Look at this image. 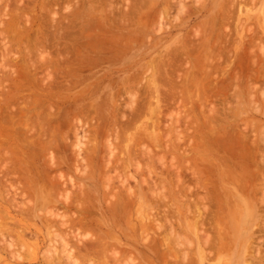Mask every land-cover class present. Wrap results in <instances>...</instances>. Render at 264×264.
<instances>
[{"label": "rangeland", "instance_id": "rangeland-1", "mask_svg": "<svg viewBox=\"0 0 264 264\" xmlns=\"http://www.w3.org/2000/svg\"><path fill=\"white\" fill-rule=\"evenodd\" d=\"M129 12L131 16L133 14L132 17ZM110 22L112 24H108ZM87 47L89 48L86 49ZM197 49L201 51L197 52ZM243 51L251 55L248 58L250 61L245 60L243 65L250 66V70L253 68L252 84L247 79L245 82H235L228 86L224 94H220V91L218 94H212V90L218 88L219 83L224 84V79L234 74L233 64L240 60V55L242 54L243 59L247 58ZM212 53L216 54L212 59L213 64L220 67V70H213L212 73H221H217L214 82H211L214 85L210 87L200 72L196 74L197 67L193 60L195 57L211 59ZM75 64L76 68L73 66ZM203 67H208L207 63H204ZM70 68L75 70L70 71ZM263 91L264 0H0V264H68L74 258L81 262L79 264H89L92 254H89V259L83 256V245L86 241H96L102 235L105 238L104 243L110 240L106 246H111L116 236L124 243H131L121 233L133 236L135 247L139 249L136 251L133 246L131 251L124 253L119 245H116L118 248L113 246L114 251H121L120 264L131 259L134 264H171L174 257L178 259L179 264H188L185 260L187 257L191 264H264V216H258L254 222L252 219L246 220L240 230L231 237L232 235L228 236L229 228L226 226L229 219L223 213L225 208L212 204L209 199L212 191L218 196L217 190L221 193V197H217L218 201L226 197L224 192L229 188L225 178L232 176L224 174L221 168L223 162L219 161L222 164H218L217 160L220 156L230 155L232 150L225 137L221 136L220 140L221 132L210 131L211 129L205 127L210 124L218 128L234 121L252 125L256 121L259 135L264 131V116H258L254 107L264 110ZM237 94L241 95L238 97ZM80 98L81 101H77ZM213 108L218 112L213 111ZM241 113L244 115L241 116ZM246 113L248 115H245ZM232 129L234 130V126ZM47 136L52 137L50 139ZM114 137L121 139V142ZM45 138L49 139V142ZM215 138L219 139L223 146H220L219 140ZM13 143L18 147L13 146ZM24 144L28 148L24 147ZM218 145L221 148H217ZM224 145L230 150L227 154L224 151L227 148L223 149ZM26 154L36 163L31 162L30 156L27 158ZM207 156H213L209 158L212 161L214 158L215 162L210 160L212 163H208ZM20 157L27 162L23 161V158L24 163L21 162ZM38 173L42 177H37ZM47 174L48 177H54L55 174L52 180L56 179L57 182H51V177L48 180L45 177ZM198 178L200 180H197ZM46 179L51 180L52 184L49 182L46 185ZM210 180H214V183ZM32 182L45 185L47 190L54 184L53 190L52 187L49 189L53 193L50 191L53 203L37 210L33 206L32 211L30 205H35V202L33 197L27 194V187L33 184ZM216 182L219 188L211 191L214 184V188L218 187ZM212 183L213 185H210ZM14 186L20 187L15 190ZM109 188L111 190H108ZM224 189L226 190L223 191ZM24 195L26 197H23ZM89 197L92 199L89 200ZM65 198L77 202L80 209L86 205L89 208L83 209L86 214L89 213V217H86V230L81 231L83 235L89 233V239L85 236V239L79 242V238L75 239L72 235L70 236L73 239L67 237L68 235L65 237L73 242H70V248L66 247L68 250H74L69 261L64 260L65 253L61 248L62 236H65L67 231L59 225L58 218L60 214H65L70 220L76 219V216H79V208L72 202L76 207L72 206L70 211H61L65 208ZM131 200L134 206L130 211L124 212L126 205L122 201L128 203L132 202ZM83 203L86 204L82 206ZM53 204H56V207H50ZM107 204L110 207H107ZM49 207L53 208L52 213L47 212ZM28 208L30 209L26 211ZM29 212L33 214L30 215ZM55 212H58L59 217H52L51 214ZM213 212L218 213L221 219L218 230L222 229V232L218 233L223 247L219 253H213V249L206 245L205 238L211 231L207 228L204 230L200 224L204 215L214 217ZM69 213L77 214L73 216ZM153 214L160 216L159 220L163 219L165 225L168 222H165L164 216H172L173 223L177 221L175 223L179 225L178 229L173 225L170 230L171 226L168 224L164 230L160 228L161 231H157L153 227L157 226L155 222L158 218L154 215L157 219L155 221ZM246 215L250 218L249 213L245 212L243 216ZM85 216L84 214L79 217ZM141 216L144 217L143 224H140ZM112 217L115 218L113 221ZM126 220H131L136 229L129 228L130 222ZM117 224L120 227L116 226ZM190 224H194L195 229L190 228ZM211 234L210 239L213 232ZM225 234L228 237L223 240ZM57 235L61 236L58 238ZM92 237L95 238L90 240ZM11 239L13 245L10 247ZM161 239L162 245L159 242ZM171 240H174L175 244ZM55 241L59 243L56 244ZM164 243L166 248L163 247ZM170 243L171 247L168 246ZM146 244L153 247L145 250L142 245ZM56 247L57 253H54ZM111 248L112 246L106 251L105 255L108 257L102 258L100 262L96 261L97 264H109L105 259H109L111 264L118 262L112 259V263ZM165 251H171L172 258H158ZM147 252L148 257L140 255ZM113 253L115 255L117 252ZM118 255L117 253V257ZM174 262L173 264H178L177 260Z\"/></svg>", "mask_w": 264, "mask_h": 264}, {"label": "bare ground", "instance_id": "bare-ground-1", "mask_svg": "<svg viewBox=\"0 0 264 264\" xmlns=\"http://www.w3.org/2000/svg\"><path fill=\"white\" fill-rule=\"evenodd\" d=\"M183 2V1H182ZM243 5V4H242ZM151 6V5H150ZM140 7V6H139ZM182 7H183V5H182ZM79 8V7H78ZM181 10H182V8H181ZM180 10V11H181ZM179 11V12H180ZM128 12V11H127ZM182 12V11H181ZM126 13V12H125ZM127 14V13H126ZM129 15H130V17H132L133 16V14H132V16H131V13L129 12ZM112 16V15H111ZM81 17V16H80ZM118 17H120V16H118ZM78 19H81V18H78ZM85 20V19H84ZM105 20V19H104ZM116 20V19H115ZM123 21H124V19H122ZM77 22L79 21V20H76ZM76 21H74V22H76ZM76 22V23H77ZM107 22H109V21H107ZM80 23V22H79ZM116 23V22H115ZM135 22H133V24H134ZM214 23V22H213ZM108 24H112L111 22L110 23H108ZM117 25V24H116ZM74 26H76V25H74ZM83 26V25H82ZM88 26V25H87ZM90 27V26H89ZM93 27V26H92ZM112 27V26H111ZM113 27H115L114 25H113ZM214 27V26H213ZM80 31V30H79ZM213 31V30H212ZM73 33V32H72ZM209 33V32H208ZM114 36H116V35H114ZM211 36V35H210ZM219 36H220V34H219ZM116 37H118V36H116ZM115 37V38H116ZM125 37V36H124ZM220 38V37H219ZM117 39V38H116ZM218 40V39H217ZM192 41V40H191ZM232 42V41H231ZM198 43V42H197ZM215 43V42H214ZM193 44V43H192ZM192 44H191V46H192ZM225 44V43H224ZM203 45V44H202ZM202 45H201V47H202ZM207 45V44H206ZM217 45V44H216ZM198 45H196V47H197ZM201 47H200V49H201ZM217 47V46H216ZM89 47H87L86 49H88ZM92 48V47H91ZM199 48V47H198ZM85 49V48H84ZM196 49V48H195ZM198 51L197 52H199V51H201V50H199V49H197ZM218 50V49H217ZM234 50V49H233ZM91 52V51H90ZM216 52V50H214L213 51V53H215ZM226 52V51H225ZM212 53V54H213ZM243 53H244V51H243ZM75 54V53H74ZM249 54V53H248ZM248 54H246V53H244V56L245 57H247L246 59H243V57H242V54L240 55V60H237V62H235L234 64H233V69H234V74L233 75H228V77H226V80L224 79V84L223 83H219V87L216 85V87H218V88H214V91L212 90V94H215V92H216V94H218V91H220V94H224V93H226V90L228 89V86H230V85H232L233 83H235V82H242V81H244L245 82V80H247V79H249L250 80V83H251V78H252V73H251V70L253 69V68H251V70H250V66H248L246 63V65H243V63H244V61L246 60V61H250V59H248V58H250V56L248 55ZM197 55V54H196ZM208 55H210V54H208ZM216 54H213L212 55V58L211 59H208V58H206L205 60H203V59H200V58H194V60H193V63L195 64V67H197L196 68V74H198L199 72H200V74L201 75H203V77L205 78V81L207 82V84L211 87V86H213L214 84L213 83H211V82H214L213 81V79H214V77L215 76H217V73H221V72H217L216 73V75L215 74H213L212 72H213V70H216V69H218V70H220V67H217L216 66V64H213V62H212V59H214L213 58V56H215ZM73 57H74V55H73ZM76 57V56H75ZM177 57V56H176ZM238 57V56H237ZM79 58V57H78ZM248 59V60H247ZM71 60V59H70ZM76 60H77V58H76ZM75 60V61H76ZM189 60V59H188ZM216 60H218V59H216ZM215 61V60H214ZM256 61V60H255ZM71 62V61H70ZM72 62H74V61H72ZM173 62V61H172ZM217 62V61H216ZM257 62V61H256ZM255 62V63H256ZM190 63V62H189ZM204 63H207V65H208V67H206L205 69H204V67H203V65H204ZM215 63V62H214ZM73 64V63H72ZM172 64V63H171ZM66 65H67V63H66ZM70 65V64H69ZM257 65V64H256ZM74 66V68H76L75 66H76V64L75 65H73ZM81 66V65H80ZM244 66H245V70H243V68H244ZM258 66V65H257ZM69 67H71V65L69 66ZM68 67V68H69ZM83 67V66H82ZM194 67V66H193ZM73 68V67H72ZM221 68H224V67H221ZM81 69V68H80ZM194 69V68H193ZM69 70V69H68ZM73 70H75V69H73ZM71 68H70V71H73ZM255 70H256V68H255ZM69 71V72H70ZM171 71H173V70H171ZM224 71V70H223ZM78 72V71H77ZM225 72V71H224ZM231 72H232V70H231ZM246 72V73H245ZM72 73V72H71ZM75 74H76V71L74 72ZM244 73V74H243ZM64 75H66L67 76V74H65V72H64ZM256 75V74H255ZM65 77V76H64ZM194 77V76H193ZM218 77H219V75H218ZM256 77V76H255ZM217 78V77H216ZM257 78V77H256ZM255 78V79H256ZM60 79H62V78H60ZM219 79V78H218ZM217 79V80H218ZM253 79V78H252ZM215 80V79H214ZM68 81H70V78H68ZM255 81V80H254ZM216 83H217V81H215ZM56 83V82H55ZM70 83V82H69ZM73 84V83H72ZM127 84H128V82H127ZM213 84V85H212ZM221 84H223V85H221ZM252 84V83H251ZM70 85V84H69ZM236 85V84H235ZM259 85V84H258ZM261 85V84H260ZM68 87V86H67ZM215 87V86H214ZM237 87H239V85L237 84ZM75 88H76V86H75ZM235 89H237L236 88V86L234 87ZM252 88H253V86H252ZM251 88V89H252ZM128 89V88H127ZM212 89V88H211ZM215 89H218V90H215ZM230 89V88H229ZM234 89V90H235ZM244 89V88H243ZM255 90V89H254ZM253 90V91H254ZM149 91V90H148ZM188 91V90H187ZM202 92V91H201ZM234 92V91H233ZM235 92H236V90H235ZM186 93V92H185ZM188 93V92H187ZM262 93H264V91L262 92ZM169 94V93H168ZM204 94V93H203ZM239 94H237V96H238ZM241 95V94H240ZM239 95V96H240ZM252 95V94H251ZM167 96V95H166ZM166 96H164V97H166ZM188 96V95H187ZM208 96V95H207ZM206 96V97H207ZM237 96H236V98H237ZM238 96V97H239ZM253 97H255V94H254V96H252V100H253ZM57 98V97H56ZM209 98V97H208ZM219 98V97H218ZM234 98V97H233ZM232 98V99H233ZM264 98V97H263ZM62 99V98H61ZM81 99L82 98H80L79 100H77V101H81ZM168 99V98H167ZM171 99V98H170ZM203 99H205V98H203ZM222 99V98H221ZM231 99V98H230ZM239 99L240 98H238V100L237 101H239ZM256 99V98H255ZM64 100V99H63ZM62 100V101H63ZM84 100V99H83ZM191 100V99H190ZM73 101V100H72ZM75 101V100H74ZM73 101V102H74ZM77 101H75V102H77ZM164 101V100H163ZM167 101V100H166ZM204 101H206V99L204 100ZM257 101V100H256ZM70 102V101H69ZM72 102V103H73ZM170 102V101H169ZM255 102V101H254ZM167 104H168V101L166 102ZM231 103V102H230ZM74 104V103H73ZM170 104V103H169ZM235 104H236V101H235ZM234 104V105H235ZM239 104V102H237V105ZM236 105V106H237ZM258 104H256V106H257ZM75 106V105H74ZM73 106V107H74ZM145 106V105H144ZM252 106H253V104H252ZM252 106H251V108H252ZM259 106V105H258ZM204 107V106H203ZM213 107V106H212ZM238 107V106H237ZM241 107H242V103H241ZM240 107V108H241ZM71 108V107H70ZM164 108H166V107H164ZM207 108V107H206ZM210 108V107H209ZM231 108V107H230ZM234 108H236L235 106H234ZM82 110H83V108H81ZM141 109V108H140ZM144 109V108H143ZM142 109V110H143ZM145 109H146V107H145ZM214 110L213 111H216V112H218V110L217 109H215V108H213ZM245 109V108H244ZM70 110H72V109H70ZM69 110V111H70ZM78 110V109H77ZM204 110V109H203ZM232 110V109H231ZM254 112H256L257 114H258V116L260 115L261 117L262 116H264V110H261L260 109V107H254ZM65 111V110H64ZM66 111H67V107H66ZM79 111H80V109H79ZM140 111V110H139ZM205 111V110H204ZM211 111H212V108H211ZM229 111V110H228ZM233 111V110H232ZM242 111V110H241ZM244 111V110H243ZM71 112V111H70ZM81 112V111H80ZM215 112V113H216ZM223 112V111H222ZM234 112V111H233ZM47 113V112H46ZM68 113V112H67ZM77 113H79V112H77ZM243 113V112H242ZM241 113V114H242ZM76 114V113H75ZM75 114H74V116H75ZM80 114V113H79ZM210 114H214V113H210ZM229 114V113H228ZM49 115V114H48ZM48 115H47V117H48ZM67 115V114H66ZM101 115V114H100ZM103 115H104V112H103ZM139 115V114H138ZM216 115V114H215ZM214 115V116H215ZM244 114H242L241 116H243ZM245 115H248L247 113L245 114ZM136 116V115H135ZM212 116V115H211ZM234 116V115H233ZM251 116V115H250ZM77 117V116H76ZM80 117V116H79ZM132 117V116H131ZM138 117V116H137ZM221 117V116H220ZM228 117H230V116H228ZM50 119H53V118H50ZM136 119V118H135ZM225 119V118H224ZM47 120V119H46ZM131 120V119H130ZM137 120V119H136ZM198 120V119H197ZM208 120V119H207ZM232 120V119H231ZM233 120H235V118H233ZM133 121V120H132ZM135 121V120H134ZM209 121V120H208ZM207 121V122H208ZM226 121V120H225ZM80 122V121H79ZM128 122V121H127ZM127 122H126V124H127ZM248 122V121H247ZM255 122L256 121H254V123L252 124V125H248V124H246V122H244V124H243V122L241 123V122H238V121H234V122H232V123H230L229 125H227V126H222V127H218V128H214V127H212L210 124H206L205 123V125H207V126H205L206 127V129L208 128L210 131H215L216 132V130L217 131H219V132H221V134L222 135H220L219 133H218V135H220V140H222L221 139V136L222 137H225L226 139H227V141L230 143V145H231V147H229V148H231L230 150H232V152L230 153L229 152V154L230 155H227V156H220L219 158H218V162L219 161H221V162H223V165H222V171L224 172V174H231V178H229L228 179V177H226V175H225V183L228 185V188H229V190L228 191H226V192H224V193H226L225 194V198L223 199V197L221 198L223 201L221 202L220 200L218 201L217 200V197H221L220 196V194H219V191L217 190L218 188H219V186L217 185V182H216V186H218L217 188H214L215 187V184H214V187H212V189H211V191L212 190H217V195L218 196H216L215 194H214V192L212 191L211 192V194H210V198L209 199H211V203L212 204H216V205H218L219 207H220V205H222L221 207H223V208H225V211H223V213L225 214H223L224 216H226V218L227 219H229V223L226 225L229 229H228V231H229V233H228V236H231V237H233L236 233H237V231L238 230H240V227H241V225L242 224H245V221L246 220H248V219H252L253 220V222L257 219V217L258 216H264V131H261V133L258 135V133H257V127L258 126H256V124H255ZM7 123V122H6ZM59 123V122H58ZM129 123V122H128ZM155 123V122H154ZM200 123V122H199ZM209 123H211V122H209ZM12 124V123H11ZM125 124V123H124ZM125 124V125H126ZM132 124V123H131ZM134 124V123H133ZM139 124V123H138ZM243 124V125H242ZM46 125H48V124H46ZM128 125V124H127ZM259 125V124H258ZM106 127H107V125H105ZM122 126L124 127V125L122 124ZM203 126V127H204ZM230 126H232L231 128H233V126H234V130L232 129L231 130V128H230ZM51 126H49V128H50ZM89 127V126H88ZM104 127V126H103ZM125 127H127V126H125ZM129 127V126H128ZM135 127V126H134ZM151 127V126H150ZM201 127V126H200ZM48 127H46V131L48 130L47 129ZM51 128H54V127H51ZM132 128V126H130V129ZM7 129V128H6ZM14 129V128H13ZM21 129V128H20ZM57 129V128H56ZM55 129V130H56ZM106 129V128H105ZM5 129H4V127H3V131H4ZM23 130V129H22ZM53 130V129H52ZM77 130V129H76ZM84 130V129H83ZM123 130H125V129H123ZM129 130V129H128ZM208 130V131H209ZM263 130H264V128H263ZM7 131H10V130H8L7 129ZM6 131V132H7ZM39 131V130H38ZM50 131V130H49ZM131 131H133V130H131ZM232 131V132H231ZM5 132V133H6ZM23 132V131H22ZM48 132V131H47ZM5 133L3 134V135H5ZM8 133V132H7ZM6 133V134H7ZM37 133V132H36ZM77 133V132H76ZM10 134V133H9ZM15 134V133H14ZM46 134V133H45ZM126 134V133H125ZM130 134V133H129ZM204 134V133H203ZM206 134V133H205ZM209 134V133H208ZM210 134H212V133H210ZM228 134H230L229 136H227ZM38 135V134H37ZM41 135V134H40ZM51 135V134H50ZM77 135V134H76ZM75 135V136H76ZM93 135H94V133H93ZM118 135V134H117ZM214 135H215V133H214ZM6 136V135H5ZM16 136H17V134H16ZM27 136V135H26ZM25 136V137H26ZM46 136V135H45ZM44 136V137H45ZM49 136V135H48ZM47 136V137H48ZM78 136V135H77ZM81 136H83V135H81ZM95 136V135H94ZM169 136V135H168ZM209 136V135H208ZM212 137H215V136H213V135H211ZM9 137L12 139V136L11 135H9ZM15 137V136H14ZM29 137V136H28ZM32 137H33V135H32ZM31 137V138H32ZM51 137L52 136H50V137H48V138H50L51 139ZM84 137V136H83ZM83 137H81V138H83ZM6 138V137H5ZM8 138V137H7ZM17 138H19L18 136H17ZM30 138V137H29ZM29 138H27L28 140H29ZM30 138V139H31ZM41 138V137H40ZM39 138V139H40ZM78 138V137H77ZM93 138V137H92ZM115 138V137H114ZM209 138H211V137H209ZM217 138H219L218 136H217ZM33 139V138H32ZM31 139V140H32ZM36 139V138H35ZM46 140H47V138H45ZM80 139V138H79ZM85 139V138H84ZM110 139V138H109ZM116 139H118V138H115V140ZM123 139V138H122ZM213 139V138H212ZM16 140V139H15ZM20 138H19V142H20ZM38 140V139H37ZM45 140V141H46ZM49 140V139H48ZM47 140V141H48ZM118 140H120V142H121V139H118ZM118 140H117V142H118ZM130 140V139H129ZM201 140V139H200ZM208 140H210V139H208ZM215 140H219V139H216L215 138ZM215 140H213L214 142H216ZM220 140L217 142L219 145L221 144L220 143ZM4 141V140H3ZM41 141V140H40ZM43 141V140H42ZM52 141V140H51ZM55 142H57L56 141V139L54 140ZM54 141H53V143H54ZM78 141H80V140H78ZM77 141V142H78ZM93 141V140H92ZM111 141V140H110ZM110 141H109V143H110ZM114 141V140H113ZM0 142H1V140H0ZM7 142V141H6ZM49 142V141H48ZM119 142V143H120ZM148 142V141H147ZM203 142V141H202ZM210 142H212V141H210ZM214 142L212 143V144H214ZM20 143H22V142H20ZM37 143V142H36ZM126 143V142H125ZM6 144V143H5ZM14 144V143H13ZM26 144V143H25ZM24 144V147L25 146H27V145H25ZM43 144H45V143H43ZM47 144V143H46ZM56 144V143H55ZM81 144V143H80ZM80 144H78V145H80ZM83 144V143H82ZM111 144V143H110ZM207 144H209V143H207ZM216 144V143H215ZM227 144V143H226ZM33 145H34V143H33ZM48 145V144H47ZM57 145V144H56ZM109 145V144H108ZM146 145V144H145ZM217 146V148H221L220 146L222 145L223 146V144H221L220 146ZM228 145V144H227ZM5 146V145H4ZM3 146V147H4ZM13 146H15V144L13 145ZM21 146H22V144H21ZM35 146V145H34ZM41 146V145H40ZM52 146H53V144H52ZM77 146V145H76ZM82 146V145H81ZM109 146H111V145H109ZM168 146V145H167ZM179 146V145H178ZM15 147H18L17 145L15 146ZM14 147V148H15ZM45 147V146H44ZM48 147H49V145H48ZM54 147H55V145H54ZM57 147V146H56ZM93 147V146H92ZM152 147V146H151ZM26 148H28V146L26 147ZM46 148V147H45ZM79 148V147H78ZM81 148V147H80ZM141 148V147H140ZM153 148V147H152ZM225 148H227V146H225L224 145V147H223V149H225ZM229 148H227V150H224V151H226L225 153L227 154V151L229 150ZM17 149V148H16ZM44 149V148H43ZM133 149V148H132ZM148 149V148H147ZM150 149V148H149ZM13 150H15V149H13ZM18 150H20V148H18ZM32 150H33V148H32ZM35 150V149H34ZM77 150H79V149H77ZM112 150V152H113V149H111ZM136 150V149H135ZM221 150V149H220ZM229 150V151H230ZM138 151V150H137ZM136 151V152H137ZM16 152V151H15ZM25 152V151H24ZM107 152V151H106ZM111 152V151H110ZM149 152V151H148ZM212 152V151H211ZM18 153V152H17ZM16 153V154H17ZM39 153H41L40 151H39ZM87 153V152H86ZM152 154H153V152H151ZM190 153V152H189ZM222 153V152H221ZM21 154V153H20ZM34 154H36V153H34ZM146 154V153H145ZM150 154V153H149ZM188 154V153H187ZM223 154V153H222ZM27 155V154H26ZM29 155V154H28ZM28 155H27V158H28ZM41 155V154H40ZM30 156V155H29ZM37 157L39 156V155H36ZM150 156V155H149ZM152 156V155H151ZM40 157V156H39ZM209 157H213V156H207L206 157V161L208 162V163H212V162H215V159L213 158V160L214 161H212V159H210ZM23 158V157H22ZM22 158L20 157V161L21 162H23V161H26L27 162V160H25L24 158H23V161H22ZM30 158H31V156H30ZM29 158V160H32V158L30 159ZM41 158V157H40ZM159 158V157H158ZM83 159V158H82ZM196 159V158H195ZM205 159V158H204ZM1 160V159H0ZM41 160V159H40ZM79 160V159H78ZM210 160L212 161V162H210ZM33 161H35L34 159L31 161V162H33ZM45 161V160H44ZM85 161V160H84ZM158 161H160V160H158ZM202 161V160H201ZM205 161V162H206ZM53 162V161H52ZM221 162H219L218 164H222ZM224 162H225V164H224ZM24 163V162H23ZM35 163H36V161H35ZM93 163V162H92ZM91 163V164H92ZM136 163V162H135ZM25 164H27V163H25ZM55 164V163H54ZM53 164V165H54ZM59 164V163H58ZM57 164V165H58ZM61 164V163H60ZM85 164V163H84ZM215 164V163H214ZM214 164H212L213 166H214ZM28 165H29V163H28ZM36 165V164H35ZM49 165V164H48ZM110 165V164H109ZM108 165V166H109ZM207 165V164H206ZM32 166V165H31ZM52 166V165H51ZM59 166V165H58ZM43 167V166H42ZM55 168H57V166L55 165L54 166ZM201 167H204V166H201ZM207 167V166H206ZM52 168V167H51ZM23 169V168H22ZM24 169L25 170H27L28 172L30 171V170H28V169H26L25 167H24ZM45 169V168H44ZM108 170V169H107ZM205 170V169H204ZM208 170H210V169H208ZM207 170V171H208ZM4 171V170H3ZM26 171V172H27ZM32 171V170H31ZM46 171V170H45ZM38 172V171H37ZM92 172V171H91ZM212 172V171H211ZM40 173V172H39ZM36 174L37 175V177H39V176H41V174ZM196 173V172H195ZM205 173H207V172H205ZM22 174V173H21ZM27 174V173H26ZM46 174V173H45ZM29 175H30V173H29ZM29 175H27V176H29ZM39 175V176H38ZM61 175V174H60ZM197 175V174H196ZM15 176V175H14ZM26 176V175H25ZM30 176H33V175H30ZM54 177H55V174L53 175ZM85 176V175H84ZM195 176V175H194ZM11 177V176H10ZM10 177H9V179H10ZM34 177V176H33ZM42 177V176H41ZM46 178H48V180H49V177H51L50 179L52 180V178L54 179V177H52V176H49L48 177V174H47V176H45ZM70 177V176H69ZM111 177H113V175L111 174ZM29 178V177H28ZM60 178H63V177H60ZM59 178V179H60ZM105 178V177H104ZM8 179V178H7ZM65 179V178H64ZM216 179V178H215ZM29 180H30V178H29ZM47 179H46V182H45V184L47 185L50 181H48ZM107 180V179H106ZM197 180H200V178H198ZM53 181H56V179L55 180H52L51 182H53ZM59 181V180H58ZM105 181V180H104ZM109 181V180H108ZM211 181V180H210ZM214 181V180H213ZM213 181H211V182H213ZM216 181V180H215ZM223 181V180H222ZM29 182V181H28ZM31 182V181H30ZM41 182V180L39 179V183ZM50 182V183H51ZM57 182V181H56ZM9 183V182H8ZM33 183V182H32ZM54 183V182H53ZM59 184H61L60 183V181L58 182ZM66 183V182H65ZM192 183V182H191ZM214 183V182H213ZM213 183L212 184H210V185H213ZM52 184V183H51ZM51 184H49V185H51ZM67 184V183H66ZM109 184V183H108ZM111 184V183H110ZM189 184V183H188ZM29 185V184H28ZM48 185V186H49ZM164 185V184H163ZM162 185V186H163ZM196 185H198V184H196ZM21 186V185H20ZM20 186H18V187H20ZM47 186V187H48ZM82 186V185H81ZM84 186V185H83ZM15 187V188H14ZM13 188L16 190V188L18 189V187H16V186H14ZM46 186L45 185H38V184H36L35 182L33 183V184H31V185H29L28 187H27V194L28 195H30L31 196V198L33 197V199H34V202H35V205H30L31 207H32V211H34V208H33V206L35 207V209L37 210V209H43V208H45V207H48L51 203H53L52 201H51V193H52V190H53V187H54V184L53 185H51V189L52 190H50L51 191V193H50V191H49V189L47 190V188H45ZM66 187V186H65ZM74 187V186H73ZM112 187V186H111ZM130 187V186H129ZM23 188V187H22ZM13 189V190H14ZM129 189V188H128ZM131 189V188H130ZM156 189V188H155ZM158 189V188H157ZM192 189V188H191ZM195 189V188H194ZM87 190V189H86ZM108 190H111V188H109ZM107 190V191H108ZM196 191H197V189H195ZM195 190H194V192H195ZM209 190V189H208ZM226 189H224L223 191H225ZM55 191V190H54ZM131 191V190H130ZM154 191H156V190H154ZM161 191V190H160ZM188 191H190V190H188ZM192 191H193V189H192ZM88 192V191H87ZM116 192V191H115ZM124 192V191H123ZM209 192V191H208ZM15 193H17V191L15 192ZM69 193V192H68ZM117 193V192H116ZM132 193V192H131ZM201 193V192H200ZM216 193V192H215ZM259 193H261L260 194V196L259 197H257V195H259ZM14 194V193H13ZM21 194H23L22 192H21ZM53 194V193H52ZM66 194V193H65ZM74 194V193H73ZM73 194H71V195H73ZM83 194V193H82ZM82 194H81V196H82ZM158 194H159V191H158ZM186 194H187V192H186ZM189 194H190V192H189ZM197 194V193H196ZM57 195H59V194H57ZM61 195H63V194H61ZM61 195L59 196V197H61ZM75 195H76V193H75ZM111 195V194H110ZM124 195V194H123ZM129 195V194H128ZM193 195H194V193H193ZM52 196H56V195H52ZM67 196V195H66ZM80 196V197H81ZM87 196H88V194H87ZM156 196V195H155ZM203 196V195H202ZM23 197H26V195H24ZM58 197V196H57ZM85 197H86V195H85ZM165 197V196H164ZM16 198V197H15ZM82 198V197H81ZM90 199L89 200H91L92 198L91 197H89ZM158 198V197H157ZM202 198H204V197H202ZM66 199V200H65ZM64 200V207L65 208H62V210L61 211H70V210H72V208L75 206V205H77L78 203L77 202H74V200H72V202H74L75 203V205L73 206L72 204H74V203H72L71 202V198H65ZM82 199H84V198H82ZM60 201H61V199H59ZM62 200H63V198H62ZM79 200V199H78ZM198 200V199H197ZM17 201V200H16ZM51 201V202H50ZM75 201H77V200H75ZM86 201H88V200H86ZM109 201V200H108ZM111 201V200H110ZM114 201V200H113ZM132 201V200H131ZM31 202V201H30ZM30 202H29V204H30ZM112 202V201H111ZM110 202V203H111ZM116 202V201H115ZM123 202V204H125L126 205V208H125V210H124V212H127V211H130V209H132V207L134 206V202L132 201V202H128V203H126V201H122ZM170 202V201H169ZM193 202V201H192ZM31 203H33V202H31ZM72 203V204H71ZM24 204V203H23ZM34 204V203H33ZM81 204V203H80ZM86 204V203H85ZM84 203H83V205L82 206H84L85 205ZM91 204V203H90ZM109 204V203H108ZM107 204V207L109 206ZM112 204L114 205V203L112 202ZM247 204H248V207H247ZM56 204H53V205H51L50 207H53V206H55ZM112 205V206H113ZM116 205L117 206H120L118 203H116ZM174 205V204H173ZM215 205V206H216ZM263 205V206H262ZM13 206V205H12ZM18 206H20L19 204H18ZM18 206H16V207H18ZM22 207H24V205H21ZM60 208L62 207V206H60V205H58ZM73 206V207H72ZM81 206V208H83ZM88 205H86L85 207H87ZM111 206V207H112ZM194 206V205H193ZM196 206V205H195ZM21 207V209H23ZM25 207H26V205H25ZM49 207V210H47V212H53L51 209H53V208H50ZM56 207V206H55ZM59 207H57L58 209H60ZM76 207V206H75ZM77 207H78V205H77ZM80 207V206H79ZM78 207V208H79ZM85 207L83 208L84 210H85ZM110 207V206H109ZM175 207V206H174ZM213 207H214V205H213ZM114 208V207H113ZM188 208H190V207H188ZM196 208V207H195ZM217 208V207H216ZM222 208V209H223ZM248 208V209H247ZM30 208H28L26 211H28ZM65 209V210H64ZM83 209H78L79 210V214H77V213H75V214H77V215H86L85 217H77L76 216V219H73V220H70V219H68V217H67V215H59L58 214V212H55V214H51L52 215V217H54V216H57V217H59L58 219H59V221H58V223H59V225L62 227V228H65L66 230L65 231H67V233H65V231H64V233H65V236H62V244H63V247H61V248H63L62 250L64 251H62L63 253H65V258H64V260L65 259H67L68 261L70 260V259H72V257H73V255H72V251H74L73 250V248H71L70 250H68L69 248H70V242H71V240H67V239H69V238H72L70 235H72L75 239L76 238H79L78 240H79V242H80V240H82V239H85L84 237L86 236L87 238L88 237H90V236H88L89 235V233H87L88 235H86V234H81V231H85L86 230V217H87V219H88V217H89V213H87L86 214V212H84L83 211ZM87 209H89L88 207H87ZM124 209V208H123ZM138 209V208H137ZM167 209V208H166ZM191 209V208H190ZM190 209H189V211H190ZM247 209V210H246ZM111 210H112V208H111ZM197 209H195V211H196ZM226 210H227V212H226ZM245 210V211H244ZM56 211H58V210H56ZM117 211H118V209H117ZM158 211V210H157ZM213 211V210H212ZM47 212H45V213H47ZM88 212V211H87ZM90 212V211H89ZM159 212V211H158ZM198 212V211H197ZM208 212V211H207ZM214 212H216V211H214ZM213 212V214H215ZM249 213L250 214V218H248V215H246V216H243L244 215V213ZM6 213V212H5ZM26 213V212H25ZM31 213L32 212H29V214L31 215ZM60 213V212H59ZM74 213V212H73ZM73 213L72 214H70V215H73ZM190 213V212H189ZM220 213V212H219ZM33 214V213H32ZM39 214H41L40 212H39ZM74 214V215H75ZM91 214V213H90ZM159 214V213H158ZM169 214V213H168ZM198 214V213H197ZM206 214V213H205ZM28 215V214H27ZM26 215V216H27ZM29 215V216H30ZM42 215V214H41ZM54 215V216H53ZM59 215V216H58ZM70 215H68V216H70ZM73 215V216H74ZM92 215V214H91ZM90 215V216H91ZM154 215L155 214H153V219L156 221L157 219H156V217L158 218V220H159V217L160 216H158L157 214V216L156 217H154ZM212 215V214H211ZM218 215V213H216L215 215H214V217L213 216H209V217H206V215H204V220H199L200 221V224H201V227H203L204 228V230L207 228L208 230L210 229V231L211 232H213V237L210 239V236H212V234H211V232H210V234H208V237L207 238H205V243H206V245L209 247V248H211V249H213L212 251H213V253H215V251L217 252V253H219V251L221 250V247H223V241L221 242V239H220V237H219V233L221 234V232H222V229H220V230H218V228H219V224H220V221H221V219H219L220 218V216L218 217L217 216ZM6 216H7V213H6ZM132 216V215H131ZM51 217V218H52ZM142 217L143 216H141L140 218V224H143L144 222H142ZM166 217V220H165V222H168L166 225L164 224V221H162V220H157L156 222H155V224H157V228L156 227H153V228H155V229H157V231H161V230H164V227H166V226H168V224H169V226H171V227H169L170 228V230H172L173 229V225H175L176 226V228L178 229V224L177 223H175V222H177V221H175L174 223H173V219L174 218H172V216H171V218H168V217H170V216H167V215H165L164 216V218ZM173 217H175V216H173ZM255 217V218H254ZM10 218V217H9ZM24 218V217H23ZM113 218L114 217H112V221H113ZM123 218V217H122ZM144 218V217H143ZM168 218V219H167ZM254 218V219H253ZM264 218V217H263ZM57 219V220H58ZM115 219V218H114ZM128 219V218H127ZM161 219V218H160ZM52 220H53V218H52ZM93 221H94V219H93ZM102 221V220H101ZM131 220H126V222H130ZM143 221H144V219H143ZM198 221V222H199ZM224 221V220H223ZM261 221V220H260ZM111 222V221H110ZM115 222V221H114ZM113 222V223H114ZM121 222V221H120ZM125 222V224H126V226H128L127 225V223ZM142 222V223H141ZM149 222H150V219H149ZM148 222V223H149ZM198 222H197V224H198ZM103 223V222H102ZM112 223V224H113ZM98 224V223H97ZM104 224V223H103ZM111 224V225H112ZM120 224V223H119ZM128 224H130L131 226H128L129 228H133V227H135V229H136V226H132V223L130 222V223H128ZM134 224V223H133ZM151 224V223H150ZM150 224H149V226H150ZM180 224V223H179ZM259 224V223H258ZM263 224V223H262ZM18 225V224H17ZM90 225H92V224H90ZM105 225V224H104ZM154 225V224H153ZM178 225V226H177ZM181 225V224H180ZM204 225V226H203ZM228 225H230V227L228 226ZM8 226V225H7ZM100 226V225H99ZM102 226V225H101ZM116 226H119L118 224L116 225ZM123 226V225H122ZM139 226H141V225H139ZM145 226V225H144ZM143 226V228H145ZM190 226V228H193V229H195V227L196 226H194V224H190L189 225ZM223 226V225H222ZM76 227H77V229H76ZM87 227H88V225H87ZM103 227V226H102ZM111 227V226H110ZM113 227H115L114 225H113ZM120 227V226H119ZM124 227V226H123ZM151 227V228H152ZM201 227H200V229H201ZM264 227V226H263ZM57 228V227H56ZM118 228V227H117ZM116 228V229H117ZM160 228H163V229H161L160 230ZM175 228V227H174ZM175 228V229H176ZM202 228V229H203ZM53 229H55V228H53ZM93 229H95V227L93 228ZM118 229H120V228H118ZM126 229V228H125ZM146 229V228H145ZM176 229V230H177ZM56 230V229H55ZM121 230V229H120ZM120 230H119V233H121L120 232ZM132 230H134V229H132ZM176 230H174V232L176 231ZM262 230V229H261ZM3 231V230H2ZM95 232L97 231L96 229L94 230ZM115 231H117V230H115ZM177 231H179V230H177ZM217 231V232H216ZM219 231H221V232H219ZM226 231V230H225ZM173 232V233H174ZM202 232H203V230H202ZM219 232V233H218ZM1 233H3V232H1ZM25 233V232H24ZM59 233V232H58ZM117 233V232H116ZM170 233V232H169ZM172 233V232H171ZM178 233V232H177ZM218 233V234H217ZM4 234H5V232H4ZM56 234H57V232H56ZM56 234H55V237H56ZM60 234V233H59ZM58 234V235H59ZM98 233H96V235H97ZM125 238H127L131 243H124V242H122L121 241V239H120V237L119 236H116L115 237V235H114V237H115V241H113V244H111V246H112V251L113 252H117L119 255H118V257H117V253H115V255H114V253L112 252V256H111V261H112V259L114 260V261H118L119 262V264H120V262H121V260H119V258L121 257L120 256V254H121V251H114V248H113V246H115V247H117L118 248V246H116V245H119L122 249H120V250H123L124 251V253H126V252H128V251H131V247H135V245H136V242H135V239H134V237L133 236H131V237H129L128 235H124L123 233H121ZM216 234H217V236H216ZM3 234H1V236H2ZM22 235V234H21ZM32 235V234H31ZM57 235V236H58ZM68 235V236H67ZM118 235V234H117ZM146 235H147V232H146ZM152 235V234H151ZM205 235H206V232H205ZM4 237H5V235H3ZM61 236V235H60ZM60 236H58V238L60 237ZM69 237V238H65V237ZM224 237H223V240L225 239V238H227L228 236H227V234H225V235H223ZM226 236V237H225ZM3 237V238H4ZM32 237V236H31ZM148 237V236H147ZM217 237V238H216ZM36 238V237H35ZM95 238V237H94ZM93 237L92 238H90V240L91 239H94ZM162 238V237H161ZM165 238V237H164ZM170 238V237H169ZM168 238V239H169ZM13 239V238H12ZM12 239H11V242H12ZM73 239V238H72ZM89 239V238H88ZM104 236H100V239H98V240H96V241H93V242H91V241H84L85 243H84V245H83V242L81 243V246H80V248L82 247V245H83V256L87 259L88 258V256H89V254L91 255L92 254V258L89 260V262L91 263V264H97V262L96 261H98V262H100V261H102L104 258H106V257H108V255L106 256L105 254H107V252L110 250L109 249V247H111L110 245H108V246H106V243L108 242V241H110V240H108V241H106V243H104L105 241H104ZM171 239V238H170ZM169 239V240H170ZM176 239V238H175ZM7 240V239H6ZM23 240V239H22ZM112 240V239H111ZM163 239H161V240H159V242L161 243V241H162ZM168 240V241H169ZM179 240H183V239H179ZM202 240V239H201ZM144 241H146L145 239H144ZM149 241V240H148ZM172 241V240H171ZM174 241V240H173ZM173 241H172V243H173ZM187 241V240H186ZM204 241V240H203ZM9 242H10V240H9ZM56 242V241H55ZM58 242V241H57ZM57 242H56V244H57ZM112 242V241H111ZM147 242V241H146ZM15 243V242H14ZM59 243V242H58ZM71 243H73V242H71ZM185 243V242H184ZM188 243V242H187ZM186 243V244H187ZM203 243V242H202ZM204 243V244H205ZM61 244V243H60ZM74 244H75V242H74ZM143 244H145V242H143ZM147 244H148V242H147ZM142 245V247L145 249V250H148V249H151V247H153V245L151 246V247H149L148 245ZM163 243H161V245H162ZM173 244H175V243H173ZM4 245V244H3ZM12 246L13 245V242H12V244H9V246ZM129 245V246H128ZM154 245H156V244H154ZM171 245V243L168 245V246H170ZM178 245V244H177ZM205 245V247H207ZM10 246V247H11ZM55 246H57V245H55ZM54 246V247H55ZM159 246V245H158ZM165 246V243H164V245H163V247ZM17 247H18V245H17ZM66 247H69V248H66ZM133 247V248H134ZM156 247H157V245H156ZM171 247V246H170ZM189 247H191V246H189ZM207 247V248H208ZM3 248V247H2ZM16 248V247H15ZM52 248V247H51ZM136 248V247H135ZM164 248H166V247H164ZM183 248V247H182ZM74 249H75V246H74ZM139 248H136L135 250L137 251ZM211 249H209V252H210V250ZM108 250V251H107ZM54 251V253L56 252L57 253V247L53 250ZM76 251V250H75ZM105 251V252H104ZM107 251V252H106ZM140 251V250H139ZM211 251V252H212ZM224 252V251H223ZM18 253V256H19V252H17ZM63 253H61V255H63ZM73 253H75V252H73ZM77 253H78V251H77ZM152 253H154V252H152ZM157 253L158 252H156L155 254L157 255ZM80 254V253H79ZM140 254V253H139ZM155 254H153V255H155ZM82 255V254H81ZM105 255V256H104ZM135 254L133 253V256H134ZM140 255H144V257H148V252H147V254L146 253H141ZM146 255V256H145ZM155 255V256H156ZM172 255L173 254H171V251H165V252H162V255L160 254L159 255V257L158 258H160V257H166V259H167V257L168 256H171L170 258H172ZM184 255V254H183ZM213 255V254H212ZM11 256V255H10ZM13 256H14V254H13ZM18 256H17V258H18ZM23 256V255H22ZM21 256V257H22ZM120 256V257H119ZM185 256V255H184ZM183 256V257H184ZM217 256V255H216ZM21 257H19V259L21 258ZM31 257V256H30ZM117 257V258H116ZM174 257V256H173ZM182 257V258H183ZM214 257V256H213ZM11 258V257H10ZM90 258V257H89ZM88 258V259H89ZM103 258V259H102ZM186 258V257H185ZM22 259V258H21ZM20 259V260H21ZM24 259V258H23ZM31 259V258H30ZM47 259V258H46ZM130 259H131V256H130ZM149 259V258H148ZM181 259V258H180ZM26 260H28V259H26ZM50 260V259H49ZM56 260V259H55ZM78 260H80L79 258H78ZM82 260V259H81ZM169 260H171V259H169ZM177 260V262H178V264H179V261H178V259L177 258H175L174 257V259H172L171 260V262H173V263H175L174 261H176ZM186 260V262L188 263V264H191V261H190V259H188V257L185 259ZM15 261V260H14ZM25 261V260H24ZM43 261V260H42ZM52 261H53V257H52ZM105 261H108V263L109 264H111L110 263V260L109 259H105ZM104 261V262H105ZM114 261H112V263H114ZM143 261H144V259H143ZM148 261V260H147ZM47 263H48V261H46ZM64 262V261H63ZM80 262V261H79ZM79 262L77 261V259L76 258H74L71 262H69L68 264H79ZM96 262V263H95ZM118 262H115L116 264H118ZM149 262V261H148ZM166 262V261H165ZM167 262H168V260H167ZM57 263H59L58 261H57ZM81 263V262H80ZM89 263V264H90ZM125 264H134L135 262H134V260H132L131 259V261L129 260V261H127V262H124ZM124 263H121V264H124ZM173 263H171V264H173ZM51 264H53V262L51 263ZM170 264V263H169ZM182 264V263H181ZM252 264V263H251Z\"/></svg>", "mask_w": 264, "mask_h": 264}]
</instances>
